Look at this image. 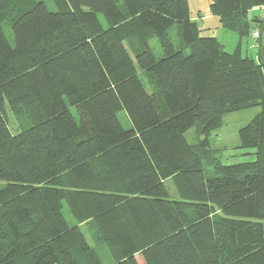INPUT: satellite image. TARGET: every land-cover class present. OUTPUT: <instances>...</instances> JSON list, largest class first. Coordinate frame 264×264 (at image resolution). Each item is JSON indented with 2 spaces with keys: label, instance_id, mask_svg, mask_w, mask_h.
I'll use <instances>...</instances> for the list:
<instances>
[{
  "label": "trees",
  "instance_id": "obj_1",
  "mask_svg": "<svg viewBox=\"0 0 264 264\" xmlns=\"http://www.w3.org/2000/svg\"><path fill=\"white\" fill-rule=\"evenodd\" d=\"M52 1L0 0V264H103L80 224L111 264H264V0H209L258 30L256 57L201 35L187 0ZM255 106L252 159L223 164L211 132Z\"/></svg>",
  "mask_w": 264,
  "mask_h": 264
},
{
  "label": "rangeland",
  "instance_id": "obj_2",
  "mask_svg": "<svg viewBox=\"0 0 264 264\" xmlns=\"http://www.w3.org/2000/svg\"><path fill=\"white\" fill-rule=\"evenodd\" d=\"M48 9L50 11H55V7L53 5L52 0H44ZM209 0H187L188 9H189V18L193 21H198L200 24V28L202 29L201 35H213L216 39L223 45L224 50L228 52H233L238 43H240V50L242 55H249L252 57H256V46L255 43L259 37V32L257 29H254L251 32V35L244 36L240 40L237 33L228 29H225L221 26L218 16L213 15L209 9ZM211 16L214 18H211ZM248 16L252 19L254 17L258 20V23L264 20V6L254 8L251 12H249ZM99 18L103 21V17L99 15ZM256 23V22H255ZM208 27V28H207ZM5 36L8 41L12 44L13 38L10 32V29L7 27H3ZM169 37L171 41L177 45L179 42V36L177 32L176 26L169 29L168 31ZM149 44L154 51L155 56H160V48L155 39L149 40ZM130 50V49H129ZM131 51V50H130ZM132 52V51H131ZM148 79L143 77V81H147ZM259 111V107H250L247 109H242L239 111H234L223 116V124L220 128L211 132L209 136V145L215 150V156H217L223 164H233L241 161H248L252 159L250 155H243L248 151H251V148H240L239 146V137L238 130L240 127L246 125L253 116ZM9 117V127L13 132L17 131L16 123L10 113L8 111ZM118 117L122 122L124 127L128 126V122L126 121V115L124 111H120L118 113ZM185 137L187 141L191 144H197L201 136L198 135V129L194 126L191 127L185 133ZM207 169V175H213L212 171L209 168ZM165 185L169 189L171 193L175 194L174 184L170 179L165 181ZM63 215L65 219L68 221L70 225L75 224L74 220L71 218L69 211L66 206L62 208ZM80 229L84 232L86 239L90 246H92L97 253L100 255L103 264H111L113 260L108 255V250L101 243H99L92 231L86 224H80ZM136 259L139 264H145L144 259L139 254L136 255Z\"/></svg>",
  "mask_w": 264,
  "mask_h": 264
},
{
  "label": "crops",
  "instance_id": "obj_3",
  "mask_svg": "<svg viewBox=\"0 0 264 264\" xmlns=\"http://www.w3.org/2000/svg\"><path fill=\"white\" fill-rule=\"evenodd\" d=\"M252 10H254V9H252ZM251 10V11H252ZM211 18H213L212 16H211ZM214 19V18H213ZM197 23H198V21H196ZM199 24V23H198ZM199 27H200V24H199ZM208 28V27H207ZM202 30V29H201ZM204 36H207V35H204ZM210 36H213V35H210Z\"/></svg>",
  "mask_w": 264,
  "mask_h": 264
}]
</instances>
